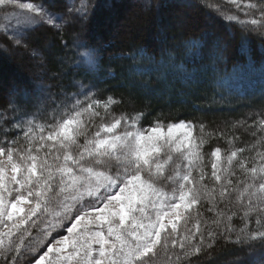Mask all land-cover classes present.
I'll use <instances>...</instances> for the list:
<instances>
[{
  "label": "snow or ice",
  "instance_id": "6c2138e0",
  "mask_svg": "<svg viewBox=\"0 0 264 264\" xmlns=\"http://www.w3.org/2000/svg\"><path fill=\"white\" fill-rule=\"evenodd\" d=\"M103 6L0 0V55L37 60L30 34L48 26L67 49L66 26L91 21ZM137 6L138 13L112 18L132 38L141 14L155 22L179 8L185 10L176 25L181 33L189 12L199 10L264 44V0H140ZM201 23L200 35L181 46L219 48L210 21ZM163 31L156 25L161 42ZM108 43L74 34L72 44L85 49L86 73L100 70ZM122 55L151 59L144 46ZM47 64L40 57L35 67L54 83L0 85V264H196L220 240L249 257L234 264H264V91L257 107L223 128L159 118L143 127V112L116 115L122 100L98 97L82 81L65 83L71 67L49 74ZM185 79L195 82V71Z\"/></svg>",
  "mask_w": 264,
  "mask_h": 264
},
{
  "label": "trees",
  "instance_id": "16d2710c",
  "mask_svg": "<svg viewBox=\"0 0 264 264\" xmlns=\"http://www.w3.org/2000/svg\"><path fill=\"white\" fill-rule=\"evenodd\" d=\"M82 2L84 0H55L60 9L65 5L72 7ZM98 2L104 6L97 9L96 16L91 21L75 27L66 26L63 40L69 41L67 49L62 47L61 37L51 26L37 28L30 34L33 44L40 49L37 60L40 57L47 58L49 74L61 67L64 70L71 67L64 78L65 83L70 79L82 81L93 85L89 90L98 97L112 95L114 99L122 100V103L114 107L115 114L143 112V127H150L159 118L165 123L170 120L204 123L206 130L211 131L223 128L260 104L261 92L264 91V44L255 36L243 38L231 26L234 22L211 17L206 12L197 10L189 12L192 19L187 22L186 31L181 33L176 25L183 19L184 9L164 12L155 22L150 15L143 13L141 27L132 38L121 32L112 18L116 12L125 15L140 12L137 6L140 0ZM168 2L174 3L175 0ZM112 4H116L118 8H111ZM203 20L210 21L213 37H219L220 47L216 48L211 42L195 52L182 47L180 42L183 39L200 35ZM161 24L165 37L163 42L156 36V25ZM76 32L82 40L95 43L105 38L109 41L105 45L108 51L103 54L98 72L84 71L85 65L80 52L85 49L76 48L72 44ZM136 46L148 48L151 59H140L138 56L132 59L122 55ZM212 52L215 53V58L211 60L209 55ZM169 55L172 56L171 60L168 59ZM61 61L64 63L61 64ZM74 64H80L81 67H73ZM35 65V60L23 53L0 55V85L17 82L35 87L42 82L54 83L47 76L42 80ZM193 71L197 79L189 83L185 77ZM216 82H224L232 87V91L220 97L219 94L224 89ZM3 95L0 91V96ZM217 143L227 148L223 141H214L212 146ZM205 151H210V148ZM207 168L210 171V164ZM213 247V254L200 257L196 264H234L237 258H249L236 250L239 246L230 247L228 241L220 240Z\"/></svg>",
  "mask_w": 264,
  "mask_h": 264
},
{
  "label": "rangeland",
  "instance_id": "374dc122",
  "mask_svg": "<svg viewBox=\"0 0 264 264\" xmlns=\"http://www.w3.org/2000/svg\"><path fill=\"white\" fill-rule=\"evenodd\" d=\"M23 2H30V1H28V0H23ZM114 30H117V29H115L114 28ZM115 34H116V31H115ZM209 58L212 60V59H214L215 58V53L214 52H212L210 55H209ZM25 62V61H24ZM32 63H34L33 61H31ZM35 63H37V60H35ZM216 83H218V84H220V86L224 89V91L222 92V93H220L219 94V96L220 97H224L226 94H228L229 92H231L232 91V87L231 86H227L224 82L222 83V82H216ZM215 83V85H218V84H216ZM219 91V90H218Z\"/></svg>",
  "mask_w": 264,
  "mask_h": 264
}]
</instances>
